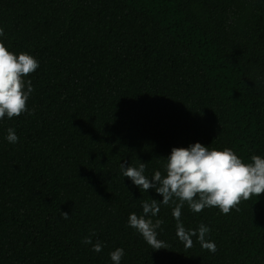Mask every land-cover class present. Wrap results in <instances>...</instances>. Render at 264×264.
<instances>
[{"label": "trees", "instance_id": "1", "mask_svg": "<svg viewBox=\"0 0 264 264\" xmlns=\"http://www.w3.org/2000/svg\"><path fill=\"white\" fill-rule=\"evenodd\" d=\"M0 27L39 61L28 112L0 120V264H113L117 248L120 264H264V194L227 215L184 205L215 253L185 248L161 204L154 250L128 219L163 197L120 168L165 175L197 142L264 157V0H0Z\"/></svg>", "mask_w": 264, "mask_h": 264}, {"label": "clouds", "instance_id": "2", "mask_svg": "<svg viewBox=\"0 0 264 264\" xmlns=\"http://www.w3.org/2000/svg\"><path fill=\"white\" fill-rule=\"evenodd\" d=\"M4 28L0 27V36ZM39 68V61L28 53L14 54L0 42V120L12 119L28 112L27 102L33 91L30 76ZM27 84V87H26ZM34 113V110H33ZM29 113V114H33ZM6 139L17 143L19 137L9 128ZM165 175L157 170L149 179L144 175L146 164L138 167L120 164L122 174L134 185L147 192L149 189L163 197L162 202L155 199L142 201L143 214L131 213L128 225L135 229L154 250L167 249L168 244L158 239V229L164 224L162 219L153 221L160 212V205L174 206L172 215L176 220V235L185 248L193 246L196 237L203 249L216 252V244L206 239L210 229L200 224L198 229H186L181 222L182 208L185 204L199 213L205 208L216 207L222 214L239 210L242 201L264 194V157L253 155L251 162H244L232 149H211L197 142L189 147H174L166 158ZM62 218L69 214L62 212ZM92 235H95L93 233ZM92 244L94 252H101L103 244H93L91 236L82 240ZM125 255L124 249L117 248L110 253L113 264H120Z\"/></svg>", "mask_w": 264, "mask_h": 264}]
</instances>
